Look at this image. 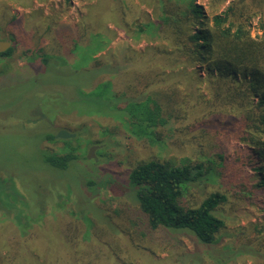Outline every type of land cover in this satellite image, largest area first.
<instances>
[{
    "label": "trees",
    "instance_id": "16d2710c",
    "mask_svg": "<svg viewBox=\"0 0 264 264\" xmlns=\"http://www.w3.org/2000/svg\"><path fill=\"white\" fill-rule=\"evenodd\" d=\"M99 1H106V14L115 16L113 21L118 26L126 28L130 24L128 14L132 10H125L124 0ZM157 1L160 12L156 14V25L139 21L136 26L139 32L153 31V53L161 59L133 71L126 52L129 47L122 58L114 51L107 60L101 55L95 56L107 46L109 37L104 33L103 21H97L96 11L92 10L90 18L73 22L71 27L61 22L53 24L48 19L43 25L40 21L31 23L32 31L50 45L56 43V38L71 36V51L78 52L77 62L73 64L59 55L40 54L44 65L37 76L54 71L56 74L67 72L75 80L83 78V84L56 82L53 85L60 95L66 89H74L68 101L73 105L82 104L90 112L115 115L114 111L123 110L128 115L124 119L131 133L154 140L158 127L186 119L188 110L195 107V98L191 97L194 86L190 85H195L198 79H192L186 69L197 67L204 73L201 81L210 97L206 102L209 110L204 116L223 129H214L211 137L202 132L205 143L198 144L194 140L196 147L193 145L190 153L179 161L170 157L150 158L137 162L128 171L132 188L128 192L122 190L118 196L127 202L121 203L120 210L133 227L132 231L123 229L128 243L121 251L120 247L116 249L111 245L112 241H101L97 233L90 243L77 239L74 232L67 235L61 245L47 250L43 264H139L147 251L154 252V246L168 252L177 264H232L244 255L263 259L264 237L258 243L262 251L247 241L238 243L235 239V243H231L233 234L225 232L228 217L223 214L222 205L233 192L234 197L264 212V0H229L222 10L211 14L196 0ZM221 2L223 0H211V5ZM20 5L27 6L25 2ZM254 19L258 33L251 36ZM22 20L20 17V24ZM50 31L52 33L47 34ZM9 37L13 42L14 37L11 34ZM12 50L13 43L0 55H10ZM165 68H170L171 72L178 68L180 74L188 77L183 80L188 91L185 100L181 98V91L167 82L171 77L170 73H165ZM123 70L133 74L136 83L118 92L112 86ZM86 103L88 106L84 105ZM197 118L193 116L196 122L191 127H197L201 116ZM186 126L174 128L180 138L186 134ZM178 140V137L173 139ZM230 140L236 145H230ZM42 141L62 142L69 147L57 151L40 145L41 160L50 167L66 169L80 156L77 146H71V139L55 138L51 131L43 135ZM245 168L253 171L257 178L247 177ZM0 184V200L5 202L6 216L15 221L19 231L21 226L23 230L30 221L36 223L46 213L47 208L34 219L24 208L22 194L20 204L13 197L18 190L15 188L13 192L4 186L8 185V179L0 180ZM13 207L15 213L18 211L16 214L10 211ZM100 209L103 217L99 221L91 213L75 220L89 218L94 221L93 226L103 224L99 227L103 236L119 234L122 229L114 222L113 215L103 207ZM252 227L257 228V225ZM262 230L259 225L258 231ZM125 251L128 256H124ZM21 256L20 261H23L24 254Z\"/></svg>",
    "mask_w": 264,
    "mask_h": 264
},
{
    "label": "rangeland",
    "instance_id": "374dc122",
    "mask_svg": "<svg viewBox=\"0 0 264 264\" xmlns=\"http://www.w3.org/2000/svg\"><path fill=\"white\" fill-rule=\"evenodd\" d=\"M196 1L211 14L213 11L222 10L229 0H223L217 6H212L211 0ZM24 2L27 6L20 5ZM24 2L0 0V39L10 40V34L14 37L13 42L10 40L13 43L11 54L6 57L0 56V180L7 178L8 185L4 186L13 192L15 188L18 190L14 192L13 197L18 199L19 203L22 194L25 199L24 208L34 219L47 209L38 222L30 221L23 230V226L20 225L19 231L15 221L7 218L5 202L0 200V264H30V260L33 264H43L47 250L58 247L67 239V235L74 232L77 239L82 238L90 243L97 233L98 236L101 235L99 236L101 241H112L111 245L116 249L120 247L121 251L128 243L123 229L131 230L133 227L132 222L120 210L121 203L127 202L121 201L122 198L118 196V193L122 194V190L128 192L132 188L128 182V171L137 162L150 158L170 157L174 161H179L190 153L193 145L196 147L194 140L198 144L205 143L201 137L202 132L211 137L214 135V129H223L221 125L217 126L204 116L209 110L206 102L210 99L205 83L201 81L204 73L197 67L186 69L192 79H198L195 85H190L191 88L194 86V94L192 93L191 97L195 98V107L188 110L186 119L177 123L168 122L158 127L157 136L154 135L157 140L134 135L125 122L124 117L128 115L123 110L114 111L115 115L90 112L82 104L73 105L68 101L67 97L73 95L74 89L73 91L66 89L64 94L60 95L53 85L56 82L83 84V78L76 77L75 80L67 72L56 74L54 71L37 76L44 65L41 61L42 54L59 55L73 64L77 62L75 60L78 52L76 54L75 51H71V36L59 39L55 37L56 43L50 45L43 41L40 34L32 31L31 23L40 21L43 25L48 19L53 24L61 22L71 27L73 22L79 23L86 17L90 18V13L94 10L95 19L103 21L106 27L104 33L109 37L107 46L95 56L101 55L107 60L114 51L119 55L118 58H122V53L129 47L130 50L126 51L131 59L128 62L129 68L134 71L160 58L153 53L155 45V41L151 39L154 36L153 31L147 29L139 32L136 26V22L139 21L141 24L152 22L156 25V14L160 12L156 6L158 1L150 0L147 3V0H124L125 10H132L128 14L130 24L126 28L123 25L118 26L113 21L116 19L115 16L106 14V1ZM20 17L23 19L21 24ZM250 31L251 36L258 33L256 19L252 21ZM49 33L52 31L47 32ZM38 47L42 48L37 51ZM177 69H173V72L170 68L164 70L165 73H170L171 80L168 78L167 82L177 87L178 91H181V98L185 100L188 91L187 83L183 80H188V77L180 74ZM123 71L115 77L112 86V89L118 92H124L128 84L136 83L133 74L128 70ZM84 105L88 106L87 103ZM196 115L198 118L200 115L201 118H197V122H200L194 128L191 125L194 126L196 121H193V116ZM207 120L210 123H207ZM179 125L181 127L187 125L188 128L181 138L180 134L174 131ZM58 129L75 133L73 138L67 139H71L72 147L77 146L76 150L80 155L63 170L44 164L40 157V145L57 151L69 148L62 145V142L42 141L45 133L51 131L55 137ZM176 137L179 138L177 142L173 141ZM233 143L230 140V145ZM91 146H95V149L93 158L89 160L86 155ZM244 170L247 177L250 176L252 180L257 178L253 171L247 168ZM104 184L108 186L106 189L101 187ZM230 195L222 209L223 214L228 217L225 232L227 235L233 234L231 243L234 244L235 239L238 243L247 241L262 251L264 247L261 249L258 243L264 237V212L248 201L234 197L233 192ZM99 205L113 215L114 222L121 227L120 230L122 229L119 234L103 236L99 232L101 231L99 227L104 226L103 224L93 226L94 221L89 218L75 220L91 213L96 221H99L103 217ZM10 211L15 213V208ZM254 224L257 228L252 227ZM259 225L263 227L261 232L258 231ZM153 250L154 252H149L150 254L147 251L144 260L139 264H177L171 260L170 254L160 247L154 246ZM22 253L24 259L20 261ZM262 255L263 259L248 255L239 256L232 264H264L263 251ZM124 256H128L126 251Z\"/></svg>",
    "mask_w": 264,
    "mask_h": 264
},
{
    "label": "water",
    "instance_id": "95a60500",
    "mask_svg": "<svg viewBox=\"0 0 264 264\" xmlns=\"http://www.w3.org/2000/svg\"><path fill=\"white\" fill-rule=\"evenodd\" d=\"M12 45V42L10 40H3L0 39V52H3L7 50ZM75 136V133L68 132L64 129H58L55 137L60 139H67V138H73ZM95 149V146H91L87 152L86 157L93 158V151Z\"/></svg>",
    "mask_w": 264,
    "mask_h": 264
},
{
    "label": "flooded vegetation",
    "instance_id": "af4514ba",
    "mask_svg": "<svg viewBox=\"0 0 264 264\" xmlns=\"http://www.w3.org/2000/svg\"><path fill=\"white\" fill-rule=\"evenodd\" d=\"M4 52V51H3ZM0 53H2V52H0ZM0 56H3V57H6V55H0ZM8 56V55H7ZM56 138V137H55Z\"/></svg>",
    "mask_w": 264,
    "mask_h": 264
}]
</instances>
